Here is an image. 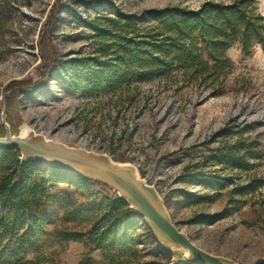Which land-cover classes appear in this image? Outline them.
Returning a JSON list of instances; mask_svg holds the SVG:
<instances>
[{
  "label": "rangeland",
  "instance_id": "rangeland-1",
  "mask_svg": "<svg viewBox=\"0 0 264 264\" xmlns=\"http://www.w3.org/2000/svg\"><path fill=\"white\" fill-rule=\"evenodd\" d=\"M53 1L0 0V92L5 98L9 95L11 80L33 86L31 92H18L21 122L70 146H79L83 136L84 148L138 164L141 173L155 182L173 222L194 243L238 264H255L264 255V53L260 45L248 57L238 44L228 49L234 66L217 95L209 88L159 79L141 83L139 91L123 87L96 96L81 90L70 93L54 77L42 81L40 30ZM205 1L63 0L66 7L50 36L52 57L65 60L94 53L92 32L77 14L87 20L112 16L114 9L143 15L167 5L195 9ZM257 8L264 14V0H257ZM227 126H231L228 134L216 136ZM234 145L247 169L232 167L222 156ZM60 187L62 183L51 192ZM92 187L113 196L99 185ZM70 191L78 197L79 192ZM135 236L133 247L106 260L102 250L88 253L89 240L48 245L38 260L62 264L73 244L74 252L84 247L78 257L90 264H99V259L100 264H116L125 258L136 259L135 264H189L178 250H162L143 219Z\"/></svg>",
  "mask_w": 264,
  "mask_h": 264
},
{
  "label": "trees",
  "instance_id": "trees-1",
  "mask_svg": "<svg viewBox=\"0 0 264 264\" xmlns=\"http://www.w3.org/2000/svg\"><path fill=\"white\" fill-rule=\"evenodd\" d=\"M65 7L63 0L50 5L40 30L39 49L42 81L54 77L70 93L81 90L96 96L123 87L139 91L141 83L159 79L209 88L217 95L223 92L234 66L227 54L229 48L238 44L248 57L260 45L264 53V14L258 11L257 0H208L195 9L167 5L143 15L114 9L112 16L87 20L77 14L92 32L94 53L58 60L52 57L50 36ZM7 88L6 120L16 133L21 123L18 92H31L33 86L29 81L11 80ZM229 127L216 136L228 134ZM5 133L0 122V135ZM235 150L236 145L231 146L222 156L232 167L247 169L249 165L240 161L243 155ZM60 183L63 187L52 193V187ZM93 185L113 196L100 194ZM71 188L79 192L77 198L72 197ZM141 221L125 199L108 187L37 160L21 161L16 146L0 147V261L40 264L38 255L48 245L86 240L92 244L88 253L102 250L106 260L136 244L135 232ZM157 245L169 250L158 240ZM182 254L180 258H184ZM135 262L125 258L116 264Z\"/></svg>",
  "mask_w": 264,
  "mask_h": 264
},
{
  "label": "water",
  "instance_id": "water-1",
  "mask_svg": "<svg viewBox=\"0 0 264 264\" xmlns=\"http://www.w3.org/2000/svg\"><path fill=\"white\" fill-rule=\"evenodd\" d=\"M1 119L6 133L0 135V147H18L21 161L37 160L46 166L59 168L108 187L125 199L165 248L182 252L186 261L192 264H238L202 249L180 230L156 187L147 183L132 163L119 162L107 153L53 140L36 132L24 121L18 125L17 132L12 133L4 106ZM255 264H264V255Z\"/></svg>",
  "mask_w": 264,
  "mask_h": 264
},
{
  "label": "crops",
  "instance_id": "crops-1",
  "mask_svg": "<svg viewBox=\"0 0 264 264\" xmlns=\"http://www.w3.org/2000/svg\"><path fill=\"white\" fill-rule=\"evenodd\" d=\"M260 50L262 51L261 47H260ZM74 246H76V245H74ZM75 248L76 247H73V244H71L68 247V250L66 251L67 255L65 254V258L62 260V264H80L81 263V259H80V256L78 257V254L80 255L84 251V247L82 245L77 247L78 252H74ZM96 252H98V251H96ZM96 252H94V253H96ZM101 262H103V261H101V259H99L96 263L100 264ZM128 264H134V263H128Z\"/></svg>",
  "mask_w": 264,
  "mask_h": 264
},
{
  "label": "built area",
  "instance_id": "built-area-1",
  "mask_svg": "<svg viewBox=\"0 0 264 264\" xmlns=\"http://www.w3.org/2000/svg\"><path fill=\"white\" fill-rule=\"evenodd\" d=\"M4 101H5V93H1L0 92V106L2 105V106H4ZM80 147H85L84 145H85V143H86V138L85 137H81L80 139ZM99 152H103V153H106V152H104V151H99ZM108 154V153H107ZM109 155V154H108ZM111 157V156H110ZM112 158V157H111ZM127 162H130V161H127ZM130 163H132L133 165H135L136 166V168L138 169V172H139V174H140V176L142 177V178H144L145 180H146V182L147 183H149V184H153L155 187H156V184H155V182H152L151 181V177L150 176H148V175H146V174H143V173H141V171H140V167H139V165L138 164H136V163H134V162H130ZM157 189V188H156ZM159 192V191H158ZM160 193V192H159ZM160 195H161V193H160ZM162 196V195H161Z\"/></svg>",
  "mask_w": 264,
  "mask_h": 264
},
{
  "label": "bare ground",
  "instance_id": "bare-ground-1",
  "mask_svg": "<svg viewBox=\"0 0 264 264\" xmlns=\"http://www.w3.org/2000/svg\"><path fill=\"white\" fill-rule=\"evenodd\" d=\"M192 188H193V189H198V190L200 189V188L197 187V186H192Z\"/></svg>",
  "mask_w": 264,
  "mask_h": 264
}]
</instances>
